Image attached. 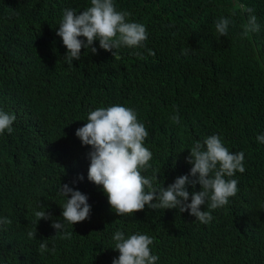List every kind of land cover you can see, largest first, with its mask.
<instances>
[{"label": "trees", "instance_id": "trees-1", "mask_svg": "<svg viewBox=\"0 0 264 264\" xmlns=\"http://www.w3.org/2000/svg\"><path fill=\"white\" fill-rule=\"evenodd\" d=\"M89 3L0 0V108L16 115L13 132L0 134V216L11 221L0 226V264H112L117 228L153 237L157 264H264V144L256 140L264 132V31L239 35L248 16L241 4L264 23V0H116L148 28L142 55L122 47L114 56L96 41L98 52L82 48L68 66L57 35L62 10ZM222 15L233 20L227 36L215 29ZM112 104L133 107L145 123L153 157L143 174H158L161 186L190 172L197 139L220 134L230 151L245 152L246 170L234 177L239 191L211 210L210 223L176 209L146 205L124 217L111 209L87 179L90 146L76 130L90 109ZM80 174L74 186L89 195L90 218L61 240L52 227L62 218L58 189ZM40 202L52 218L35 215Z\"/></svg>", "mask_w": 264, "mask_h": 264}, {"label": "clouds", "instance_id": "clouds-1", "mask_svg": "<svg viewBox=\"0 0 264 264\" xmlns=\"http://www.w3.org/2000/svg\"><path fill=\"white\" fill-rule=\"evenodd\" d=\"M247 16V23L239 34L246 38L250 33L264 31L262 23L255 14V8L241 4ZM130 13L119 10L116 0H90L82 11L66 7L57 29L67 52L63 59L68 66L73 60L81 59V49L92 53L98 52L94 46L112 51L114 56L122 47L135 49L140 56V49L147 47L149 31L144 23L129 20ZM233 20L229 16H219L215 20V29L220 36H227ZM114 50V51H113ZM171 119L180 123V115L174 114ZM16 115L0 108V134L13 132ZM87 121L76 130V136L82 145L90 146V160L87 179L101 186L107 195L111 209L120 217L143 210L147 205L150 209H176L179 213L188 212L195 217L194 221L208 224L213 220L211 210L221 208L229 203L239 191L237 171L245 172V152H232L226 147L220 134H212L197 139L190 148L188 162L192 165L190 172L179 175L174 182L161 186L157 181L158 174L144 175L152 167L150 161L153 152L146 146L145 140L149 131L145 123L138 119L133 107L124 104H112L90 109ZM260 144H264V132L256 136ZM84 180L83 174L71 182L61 183L58 194L64 198L62 218L52 219V227L56 229L54 236L61 240H69L73 232L68 226L75 222L90 218L92 205L89 195L79 190L76 185ZM200 190L196 191V185ZM189 186L193 189L190 193ZM191 197V199H189ZM43 210L35 215L44 219L52 218V213ZM204 205V210L201 206ZM8 217L0 216V226L10 223ZM36 233H29L35 236ZM112 248L118 250L119 256L114 257L112 264H157L160 260L152 248L153 237L147 233L135 231L127 233L117 228L110 237ZM41 249L48 248V242L40 244Z\"/></svg>", "mask_w": 264, "mask_h": 264}]
</instances>
